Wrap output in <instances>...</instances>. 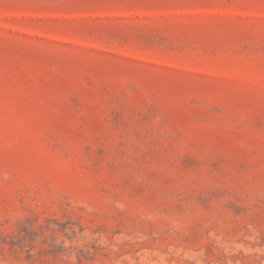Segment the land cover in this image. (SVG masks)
<instances>
[{"label":"rangeland","instance_id":"1","mask_svg":"<svg viewBox=\"0 0 264 264\" xmlns=\"http://www.w3.org/2000/svg\"><path fill=\"white\" fill-rule=\"evenodd\" d=\"M0 264H264V0H0Z\"/></svg>","mask_w":264,"mask_h":264}]
</instances>
